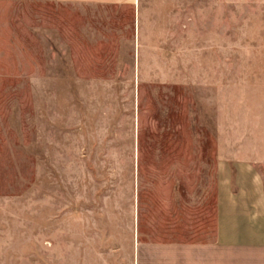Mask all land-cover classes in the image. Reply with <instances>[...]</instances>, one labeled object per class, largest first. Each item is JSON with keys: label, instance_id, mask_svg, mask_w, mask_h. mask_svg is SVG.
<instances>
[{"label": "rangeland", "instance_id": "rangeland-1", "mask_svg": "<svg viewBox=\"0 0 264 264\" xmlns=\"http://www.w3.org/2000/svg\"><path fill=\"white\" fill-rule=\"evenodd\" d=\"M213 1L203 25L233 44L219 89L151 80L126 42L101 43L99 10L0 5V264H131L141 243L213 240L220 127H264V0Z\"/></svg>", "mask_w": 264, "mask_h": 264}, {"label": "crops", "instance_id": "crops-1", "mask_svg": "<svg viewBox=\"0 0 264 264\" xmlns=\"http://www.w3.org/2000/svg\"><path fill=\"white\" fill-rule=\"evenodd\" d=\"M212 3L213 0H0L3 6L33 5L39 10L40 20L43 10L55 17L52 9L57 7L99 10L101 43L126 42L132 53L130 64L151 67V80H158L154 78V67H162L170 74L178 73L181 82H207L219 89V83L228 82L233 74V59L227 52L228 45L232 48L233 44L218 42L210 26L203 25L207 23L204 14L217 8ZM230 108L227 103V114ZM257 116L251 123L242 120L220 127L218 158L225 164L221 165L213 240L141 243L131 264H264V152L256 148L264 145V139L255 137L256 131L264 127Z\"/></svg>", "mask_w": 264, "mask_h": 264}]
</instances>
